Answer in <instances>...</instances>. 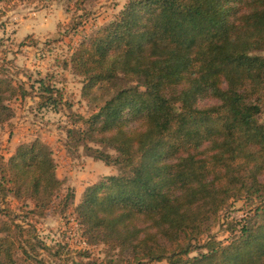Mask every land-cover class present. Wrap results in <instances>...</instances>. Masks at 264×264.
<instances>
[{
	"label": "trees",
	"instance_id": "obj_1",
	"mask_svg": "<svg viewBox=\"0 0 264 264\" xmlns=\"http://www.w3.org/2000/svg\"><path fill=\"white\" fill-rule=\"evenodd\" d=\"M261 50L264 0H128L64 62L83 78L85 99L108 95L68 134L119 173L86 186L76 204L48 145L19 144L0 154V213L10 199L39 215L72 209L86 237L129 250V264H264ZM4 62L0 125L13 117L9 101L27 92ZM40 87L56 104L57 90ZM208 96L218 102L200 105ZM244 194L259 203L237 233L191 255L228 200ZM0 232V264H36L31 230L13 220Z\"/></svg>",
	"mask_w": 264,
	"mask_h": 264
},
{
	"label": "rangeland",
	"instance_id": "obj_2",
	"mask_svg": "<svg viewBox=\"0 0 264 264\" xmlns=\"http://www.w3.org/2000/svg\"><path fill=\"white\" fill-rule=\"evenodd\" d=\"M127 1L85 0L77 7L75 0H0V59L5 60L9 73L27 91L25 96L9 101L14 113L10 122L0 125V154L8 158L19 144L40 139L53 151L56 172L65 189L75 190L76 204L81 197L77 189H85L101 176L120 170L117 165H106L88 155L85 141L79 142L76 136L68 134L70 130L84 128L81 116L87 118L96 112L108 95L96 91L85 99L83 78L64 62L81 40L113 19ZM254 53L264 55V50ZM41 80L57 90L52 95L56 104L46 101L49 93L40 89ZM212 96L203 97L199 104H216L218 101ZM261 119L264 121V111ZM246 196L228 200L191 255L207 251L203 244L211 238L226 242L237 233L242 220L259 203L258 198ZM10 200V205L3 209L6 213H0V226L4 221L16 220L32 231L39 249L38 253L31 252L34 258L29 260L36 264H129L133 258L129 250L95 243L86 237L72 209L63 212L58 207L39 215L32 211L34 205L30 201ZM20 256L24 258L23 254ZM141 264L150 263L144 260Z\"/></svg>",
	"mask_w": 264,
	"mask_h": 264
},
{
	"label": "crops",
	"instance_id": "obj_3",
	"mask_svg": "<svg viewBox=\"0 0 264 264\" xmlns=\"http://www.w3.org/2000/svg\"><path fill=\"white\" fill-rule=\"evenodd\" d=\"M84 187H85V186H84ZM84 187H81L79 190L77 189V195H80V196H81ZM77 197H78V196H77Z\"/></svg>",
	"mask_w": 264,
	"mask_h": 264
}]
</instances>
